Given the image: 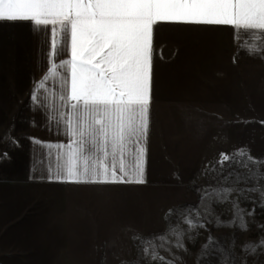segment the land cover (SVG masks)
Segmentation results:
<instances>
[{"label":"crops","instance_id":"0c3cea01","mask_svg":"<svg viewBox=\"0 0 264 264\" xmlns=\"http://www.w3.org/2000/svg\"><path fill=\"white\" fill-rule=\"evenodd\" d=\"M50 46L51 26L36 33L30 21H0V155L7 153L0 159V238L111 234L114 191L145 190L157 181L160 160L176 158L173 151L192 149L194 136L201 150L215 143L218 151L235 156L242 121L264 122V52L259 51L264 38L230 25L161 22L154 28L145 183L50 179L57 150L44 145L66 142L48 119L63 110L60 85L48 81L38 90L41 106L32 100L36 82L48 70ZM70 55L69 32L67 50L56 63ZM176 142L184 144L173 146ZM37 192L40 196L34 198Z\"/></svg>","mask_w":264,"mask_h":264},{"label":"snow or ice","instance_id":"6c2138e0","mask_svg":"<svg viewBox=\"0 0 264 264\" xmlns=\"http://www.w3.org/2000/svg\"><path fill=\"white\" fill-rule=\"evenodd\" d=\"M0 21H30L36 33L47 32L51 26L48 70L32 94L39 107L38 90L48 81L60 85L58 100L63 110L48 119L57 132L62 131L66 142L44 145L57 150L50 179L72 184H143L154 28L161 22L230 25L237 32L264 38V0H0ZM69 32L70 59L56 63L67 50ZM237 154L245 155L242 150ZM232 160L233 156L221 153L218 163L223 166ZM234 190L225 187L205 192L201 201L215 197V203H224ZM233 209L229 223L246 229L245 210L238 203ZM210 214L209 206L205 215ZM199 216L198 211L197 219L185 216L188 230L206 227ZM169 230L177 237L176 246L183 248L185 229L170 226ZM260 243L264 245V240ZM244 247L255 251L257 246ZM158 255L154 253L153 258ZM203 256H216L210 244H205Z\"/></svg>","mask_w":264,"mask_h":264},{"label":"rangeland","instance_id":"374dc122","mask_svg":"<svg viewBox=\"0 0 264 264\" xmlns=\"http://www.w3.org/2000/svg\"><path fill=\"white\" fill-rule=\"evenodd\" d=\"M193 139L192 149L160 160V175L145 190L113 192L111 234H1V264H264V122L242 121L245 155L235 151L223 166L217 144L201 150L199 138ZM225 187L235 189L227 202L201 201L205 192ZM236 203L245 210L246 229L229 223ZM209 206L211 214L205 215ZM194 208L206 227L188 230L185 216L197 219ZM170 226L185 229L183 248ZM205 244L215 257L203 256ZM246 244L257 247L245 249Z\"/></svg>","mask_w":264,"mask_h":264}]
</instances>
